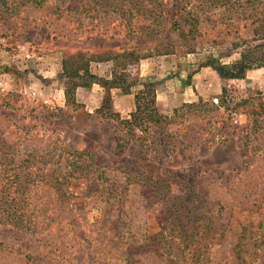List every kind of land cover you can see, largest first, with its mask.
I'll return each mask as SVG.
<instances>
[{
  "label": "rangeland",
  "instance_id": "374dc122",
  "mask_svg": "<svg viewBox=\"0 0 264 264\" xmlns=\"http://www.w3.org/2000/svg\"><path fill=\"white\" fill-rule=\"evenodd\" d=\"M150 1L161 16H121ZM150 1L0 0V157L37 154L62 177L36 189L31 228L0 223V264H264V63L242 79L207 65L257 61L264 0ZM188 12L193 40L171 27ZM87 61L106 90L95 109L78 86L61 97ZM122 73L133 100L155 85L163 131L126 134L103 86Z\"/></svg>",
  "mask_w": 264,
  "mask_h": 264
},
{
  "label": "trees",
  "instance_id": "16d2710c",
  "mask_svg": "<svg viewBox=\"0 0 264 264\" xmlns=\"http://www.w3.org/2000/svg\"><path fill=\"white\" fill-rule=\"evenodd\" d=\"M150 3V8L148 7V4L147 6H145V4H142V2L133 4L130 6V8L123 9L121 16L127 15L129 18H131L139 13L142 15H147L149 18H151L152 14H154L155 16H161L163 9L160 7V4L157 3L155 5L151 1ZM113 9L115 11L117 10V8ZM187 16L189 20H184V22H188L187 24H189L186 30L183 24H177V22L175 21L172 23L171 27L172 29L180 26L184 27V29L181 30V34L183 35V37H189L190 40H193L195 35L199 33L196 28L197 23H194L196 22V19L194 16L192 18L191 12H188ZM191 20H193V22ZM127 23L126 26L131 24L130 21H128ZM140 27L144 29L140 32L143 35H147L149 37H152V34L154 35L151 24ZM126 31L128 33H138V30H136L133 24L130 25ZM117 56L125 59V61L128 59L136 61L138 60L137 56H134L127 50H122L121 54L116 55V57ZM256 60L257 61L254 63V60H252L251 57L247 56L245 53H241L239 59L231 62L230 64L225 65L218 63L217 65H215L212 64L213 60H209L207 65H211L213 69L217 71L221 78L242 79L244 78L246 71L250 69L251 66L259 63H264L262 62L264 61V53H261V56L256 58ZM65 63L66 62H63V69H66ZM66 74L72 77V74L70 72H67ZM76 75L77 71L74 76ZM82 75L86 80L84 83H74L73 88H65L64 94L67 98V101L70 99V96L73 95L74 89L77 86H88L89 82L100 80V78L89 72L88 61L86 63V67H83ZM126 75L129 74H114L112 79L104 80L103 86L105 88L117 87L120 88L123 93H130V88L125 84ZM155 95V85L149 81L142 82V89L134 93L135 108L133 112L130 113L129 118L122 119L120 121V124H122L123 127L126 128V134L128 136L136 137V135H138L134 132L136 128L140 129L141 133L147 134L154 130V128L161 129L162 131L164 130L163 125L167 122V116L163 115L157 109L155 105ZM137 138H140V136H137ZM121 143L122 138L116 136L115 148H120V146L122 145ZM12 162H14V159H12L10 156H7V154L2 153L0 157V223H7L18 228H31L33 223L31 217L34 214L32 212H29V209L33 206L32 198L36 195V189L38 187L42 188L47 185L55 188L57 191H62L58 188L59 185L62 184V177H59L57 175L60 174L61 171H57L55 167L54 169L43 167L42 163L39 160V156L33 153L26 154L16 163ZM145 179L152 180L150 176H147ZM154 182H157V180ZM188 200L189 199H187L186 201ZM50 217L51 216H49L48 218Z\"/></svg>",
  "mask_w": 264,
  "mask_h": 264
},
{
  "label": "crops",
  "instance_id": "0c3cea01",
  "mask_svg": "<svg viewBox=\"0 0 264 264\" xmlns=\"http://www.w3.org/2000/svg\"><path fill=\"white\" fill-rule=\"evenodd\" d=\"M105 91L106 90L103 87L97 84H93L91 86H78L75 89V96L77 101H82L86 104V108L90 107L91 109H95L100 106ZM108 92L111 94L112 109L123 117L129 116V114L134 110L133 95L128 93L125 94L118 88H110ZM61 97L64 100L63 91H61Z\"/></svg>",
  "mask_w": 264,
  "mask_h": 264
}]
</instances>
